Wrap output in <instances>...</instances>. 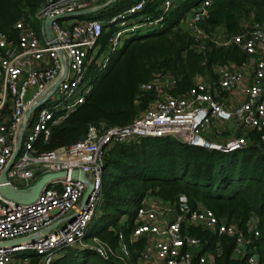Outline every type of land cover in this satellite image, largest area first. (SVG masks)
<instances>
[{
  "label": "built area",
  "instance_id": "built-area-1",
  "mask_svg": "<svg viewBox=\"0 0 264 264\" xmlns=\"http://www.w3.org/2000/svg\"><path fill=\"white\" fill-rule=\"evenodd\" d=\"M99 1L46 0L36 15L40 22L37 30L18 22L15 41L0 32V189L25 190L45 175L65 174L51 179L31 203L7 198L0 191V245L40 234L34 242L0 246V264H18L15 254L25 250L40 258L36 264H50L58 251L69 247L93 249L103 258L114 256L123 264H214L211 253L197 250L202 241L188 234L190 226L233 239V255L245 264H258L249 237L259 236L256 216L242 229L220 220L208 208L191 207L184 194L173 202L146 197L129 236L118 232L115 249L98 237L85 243L101 202L103 159L109 147L171 137L187 145L229 153L246 148L250 132L260 133L259 142L264 146V27L254 23L228 40H215L218 46L234 44L246 55L247 60L238 68H217L215 81L198 77L187 94L179 97L169 94L174 85L171 78L155 76L140 89L153 90L158 97L131 124L106 127L98 123L89 126L82 141L40 151L39 142H46L51 131L85 102L96 76L107 67L110 54L123 40L138 29L157 26L163 19L148 17L129 23L131 16L143 10L146 0H141L108 21L114 29L103 46L101 21H76V17L68 16L96 8ZM172 1H163L164 12ZM209 5L210 0H205L182 21L183 30L198 42L206 37L198 24L207 16ZM47 19H51L49 26ZM238 91L240 98L236 99ZM213 122L216 126L211 125ZM209 126L218 135L233 128L236 137L206 140L201 130L205 133ZM75 170L84 173L92 185L83 207L81 199L87 186L71 177ZM3 173L5 182H1ZM57 223L47 235L41 234ZM138 242L143 247L134 258L135 250L130 247Z\"/></svg>",
  "mask_w": 264,
  "mask_h": 264
},
{
  "label": "trees",
  "instance_id": "trees-1",
  "mask_svg": "<svg viewBox=\"0 0 264 264\" xmlns=\"http://www.w3.org/2000/svg\"><path fill=\"white\" fill-rule=\"evenodd\" d=\"M139 1L115 0L97 12L103 24V46L114 29L108 21ZM163 1L146 0L143 10L130 17L140 21L148 17L163 19L157 26L138 29L123 40L110 54L107 67L96 76L85 102L51 131L46 142H39L40 151L82 141L89 126L98 123L106 127L131 124L157 99V92L140 89L155 76L174 81L168 89L173 97L186 95L198 77L215 81L217 68H230L232 64L238 67L247 60L236 45L218 46L215 40L241 33L247 22L264 27V0H210L208 14L198 24L206 37L198 42L183 30L182 21L205 0H173L166 12ZM45 2L0 0V32L15 41L16 23L23 22L37 30L40 22L36 15ZM106 2L101 0L99 4ZM259 136L258 132H250L249 145L229 153L187 145L171 137L144 138L109 147L103 159L101 202L85 239L98 237L115 249L118 232L129 236L136 212L146 197L173 202L184 194L191 207L208 208L220 220L242 229L256 216L259 236H249L253 240L250 246L258 264H264V146ZM122 216L125 222L119 224ZM187 232L202 241L200 252L211 253L214 264H245L232 253L233 239L218 237L200 227L190 226ZM142 247V242L130 247L135 250L134 258ZM50 264L123 263L114 256L105 259L93 249L69 247Z\"/></svg>",
  "mask_w": 264,
  "mask_h": 264
},
{
  "label": "water",
  "instance_id": "water-1",
  "mask_svg": "<svg viewBox=\"0 0 264 264\" xmlns=\"http://www.w3.org/2000/svg\"><path fill=\"white\" fill-rule=\"evenodd\" d=\"M115 0H109L108 2H106L103 5H100L96 8H92L88 11H83L81 13L78 14H71L68 15L69 17H77L80 15H87L90 13H96L98 11H100L101 9L105 8L106 6H108L111 2H113ZM61 18V17H58ZM46 26H49L51 24V19H47L45 22ZM47 35L50 36V30L47 28ZM65 174L63 172L58 173V174H48L45 175L43 177H41L34 185H32L31 187H29L28 189L25 190H13L10 187H1L0 191L2 193L3 196L13 199L15 201L21 202V203H31L33 202L37 195L39 194V192L42 190V188L53 178H57V177H62ZM71 177L74 179H79L80 181H82L83 183L86 184L87 189L81 199V207L84 206V204L86 203V201L88 200V198L90 197L91 191H92V185L88 182L86 176L84 173L82 172H78V171H73L71 172ZM6 181V174L3 173L1 176V182H5ZM57 224L52 225L51 227L47 228L46 230H44L41 234L42 235H47L53 228H55ZM40 237V234H36V235H32L28 238L25 239H20V240H16V241H10V242H6L1 244L0 246L2 247H11L15 244H18L20 242H34L35 240H37Z\"/></svg>",
  "mask_w": 264,
  "mask_h": 264
},
{
  "label": "rangeland",
  "instance_id": "rangeland-1",
  "mask_svg": "<svg viewBox=\"0 0 264 264\" xmlns=\"http://www.w3.org/2000/svg\"><path fill=\"white\" fill-rule=\"evenodd\" d=\"M99 3H100V1H99ZM99 3H98V5H101ZM98 16H99V14L97 12L96 13H90V14L82 15V16L76 18V21L98 20ZM134 21L135 20H133V18H130L129 23L134 22ZM251 25H253L252 22H247V23L244 24V27L250 28ZM142 32H144V30H142ZM216 40H217V42H221L222 40H228V39H225V38H222V37H220V38L218 37ZM105 51H107V49H105ZM230 67L236 68L237 66L232 64ZM93 75H94V71H93V69H91L90 76L93 77ZM162 87L164 88V85ZM233 130H234L233 128H230V129L226 128L224 130V132H222L221 134L218 135V134L215 133L214 128L209 126L208 127V131L204 133V130H201V134L203 135V137L206 140H211L213 142V141L216 140L217 136H220V138L223 137V138H229V139H232V138L236 137V131L233 133ZM199 206H201V205H199ZM125 219H126V217L122 216L120 218V220H119V224H121L122 222H125ZM89 241H90V239L88 238V239L85 240V243L89 244ZM103 242H105V241H103ZM105 243H107V242H105ZM201 249H202V247L200 249H197V250L201 251ZM63 251H64V249L58 251L56 253V255L58 253L59 254L62 253ZM15 257L19 260L18 264H36L40 260L39 257H36V259H31V258L35 257V255H34V253H32L30 251H27V250L20 251V252L16 253ZM24 257L27 258V259L23 260Z\"/></svg>",
  "mask_w": 264,
  "mask_h": 264
},
{
  "label": "crops",
  "instance_id": "crops-1",
  "mask_svg": "<svg viewBox=\"0 0 264 264\" xmlns=\"http://www.w3.org/2000/svg\"><path fill=\"white\" fill-rule=\"evenodd\" d=\"M234 96L236 97V99H239L240 98V93H239V91L238 92H236L235 94H234ZM216 123L215 122H213L211 125H214V126H216L215 125ZM234 132H235V130H233Z\"/></svg>",
  "mask_w": 264,
  "mask_h": 264
}]
</instances>
